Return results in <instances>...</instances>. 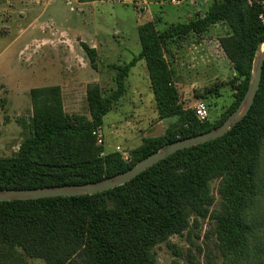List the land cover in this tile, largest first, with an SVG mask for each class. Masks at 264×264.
<instances>
[{
    "label": "trees",
    "instance_id": "trees-1",
    "mask_svg": "<svg viewBox=\"0 0 264 264\" xmlns=\"http://www.w3.org/2000/svg\"><path fill=\"white\" fill-rule=\"evenodd\" d=\"M261 16L264 0H213L203 17L189 23L161 32L150 24L140 27V53L128 64L114 66L116 90L104 96L99 85L88 87L89 117L65 112L59 86L32 89V115L23 125L27 135L12 157H0V189L99 182L130 170L166 145L221 126L251 81L264 42ZM219 23L229 32L219 44L232 66L235 100L219 121L201 123L193 109L182 105L165 53L172 44L201 36ZM82 48L95 67L96 50L86 44ZM139 61L146 64L158 119L176 122L162 136L132 149L127 163L119 153H106L94 133L125 95L126 79ZM263 158L264 65L250 112L224 137L179 151L104 193L0 202V264H16L21 256L46 264H158L156 247L200 219L214 223L223 264H264Z\"/></svg>",
    "mask_w": 264,
    "mask_h": 264
},
{
    "label": "rangeland",
    "instance_id": "rangeland-1",
    "mask_svg": "<svg viewBox=\"0 0 264 264\" xmlns=\"http://www.w3.org/2000/svg\"><path fill=\"white\" fill-rule=\"evenodd\" d=\"M197 1L98 0L82 5L78 0H0V157H12L27 135L23 125L32 115V89L59 86L65 112L89 117L88 87L99 85L104 96L116 90L114 66L126 65L140 53L139 28L150 24L161 32L203 17L213 0L199 4L201 11ZM178 6L192 12L179 14L178 20ZM228 33L227 26L219 23L201 36L172 44L165 53L182 105L194 110L197 102L204 101L210 123L219 121L235 100L230 86L234 73L219 44ZM83 44L96 50L95 67ZM125 85V95L103 119L106 153L117 146L130 153L176 122V118L158 119L144 61L131 69ZM262 169L264 178V158ZM216 186L214 182L219 201ZM214 230L213 222L200 219L156 247L158 264H223ZM17 261L46 264L22 256Z\"/></svg>",
    "mask_w": 264,
    "mask_h": 264
},
{
    "label": "water",
    "instance_id": "water-1",
    "mask_svg": "<svg viewBox=\"0 0 264 264\" xmlns=\"http://www.w3.org/2000/svg\"><path fill=\"white\" fill-rule=\"evenodd\" d=\"M263 45L264 42L260 44L257 50V57L254 63L252 78L244 98L234 113L229 116L221 126L207 133L166 145L157 152L140 161L130 170L111 178L81 185H66L23 190L0 189V202L35 201L59 197H82L104 193L127 184L149 168L179 151L203 145L224 137L248 115L255 102L261 84L264 65Z\"/></svg>",
    "mask_w": 264,
    "mask_h": 264
},
{
    "label": "built area",
    "instance_id": "built-area-1",
    "mask_svg": "<svg viewBox=\"0 0 264 264\" xmlns=\"http://www.w3.org/2000/svg\"><path fill=\"white\" fill-rule=\"evenodd\" d=\"M130 1L132 2L134 0H130ZM165 1L171 4H179L181 0H165ZM260 19L264 24V16H261ZM194 111H195V116L199 122L205 123L209 121L210 118L209 109L205 102L203 101L197 102L194 107ZM94 134L96 135L97 144L102 145L104 143V140H103L101 128L97 129ZM115 152L119 153L125 162L127 163L131 162L132 156L128 151L124 150L119 146L116 148Z\"/></svg>",
    "mask_w": 264,
    "mask_h": 264
},
{
    "label": "crops",
    "instance_id": "crops-1",
    "mask_svg": "<svg viewBox=\"0 0 264 264\" xmlns=\"http://www.w3.org/2000/svg\"><path fill=\"white\" fill-rule=\"evenodd\" d=\"M196 1H197V0H196ZM205 1H208V0H205ZM182 3L185 4V0H184V2H182ZM81 4L84 5V4H86V3H81ZM184 4H181L180 6H182V5H184ZM199 4L202 6V5L204 4V0H198V1H197V5H198V6H197V8H198L197 10H200V11H201V10H203V7H201ZM160 5H161V4H160ZM160 5H159V6H160ZM209 5H210V4H209ZM209 5L207 4L206 6H209ZM180 6H178L179 9L177 10V11H179V10H180V11L175 15L176 18H177L178 20L181 19V15H179V14L182 13V14L187 15L188 13L190 14V12H192V11H189L190 8H188V9L186 10V12H185V10L182 9L183 7H180ZM185 6H186V5H185ZM184 12H185V13H184ZM195 12H196V11H195ZM204 12H205V11H204ZM205 13H206V12H205ZM189 16H190V15H189ZM102 132H103V131H102ZM117 147H119V146H117ZM117 147H116V148H117ZM120 147H121V146H120ZM115 150H116V149H115ZM124 150H125V149H124ZM110 152L112 153V152H115V151L113 150V151H110Z\"/></svg>",
    "mask_w": 264,
    "mask_h": 264
},
{
    "label": "bare ground",
    "instance_id": "bare-ground-1",
    "mask_svg": "<svg viewBox=\"0 0 264 264\" xmlns=\"http://www.w3.org/2000/svg\"><path fill=\"white\" fill-rule=\"evenodd\" d=\"M263 50H264V45H263Z\"/></svg>",
    "mask_w": 264,
    "mask_h": 264
}]
</instances>
